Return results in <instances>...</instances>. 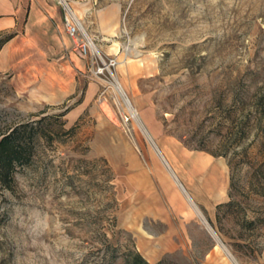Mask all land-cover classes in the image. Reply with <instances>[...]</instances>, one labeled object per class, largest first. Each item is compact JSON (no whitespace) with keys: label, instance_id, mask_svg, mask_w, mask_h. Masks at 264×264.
<instances>
[{"label":"rangeland","instance_id":"374dc122","mask_svg":"<svg viewBox=\"0 0 264 264\" xmlns=\"http://www.w3.org/2000/svg\"><path fill=\"white\" fill-rule=\"evenodd\" d=\"M77 1L94 46L61 24V57L36 0H0V133L30 152L0 178V264H264V0Z\"/></svg>","mask_w":264,"mask_h":264},{"label":"crops","instance_id":"0c3cea01","mask_svg":"<svg viewBox=\"0 0 264 264\" xmlns=\"http://www.w3.org/2000/svg\"><path fill=\"white\" fill-rule=\"evenodd\" d=\"M38 2V6H40V8H42L40 10L41 12V15L43 17V20L45 21L44 25L46 26V28H52V29H55L58 34L60 35L61 32H62V25H64L63 23V10L60 6L59 3H57V6L55 5H52V4H49L48 3V0H36ZM112 9V13L110 12L109 15H105V17L102 16V13L99 14V21L97 22V27L99 29V31H102V32H109L111 31L114 27H116L117 25V15H116V10L117 8H111ZM106 14V13H105ZM49 35V34H48ZM53 36V35H51ZM104 37V35L102 36ZM71 43L61 34V40L59 42V53L61 54V57L65 54V55H68V53L70 52L69 51V45ZM71 53V52H70ZM77 59V58H76ZM61 62H67V61H61ZM69 62V61H68ZM73 65L75 66H80V59L76 60ZM62 67L66 70V69H72V66L68 63V64H64L62 63ZM73 80V78H72ZM62 81V79H61ZM59 85L61 87V82H59ZM74 85H75V79H74ZM198 160V161H197ZM212 160L211 158H206V157H202V158H197L195 161H192L191 165L193 166V169L195 171V174H197L199 177L201 175V172H203L206 168V166L208 164H211ZM176 171H178L179 175H180V178L181 180L183 181V183L185 184V186L187 188H189L192 192V196L196 197V199L203 203L205 207H207L206 205V201H204V197L206 195V193L202 194V193H199L200 190H198V188H195L194 187V183L195 182H191L189 180V176H187L184 172H179V169H176ZM210 180L208 181H211L210 182V185H206L207 183V179L205 180V183L203 184V187L206 188L207 186L210 188L212 186V190L213 192H209L208 196H212V198L214 197H222V192H221V189H222V186L219 184L221 183L219 181V179L217 180L216 176L215 177H210L209 178ZM200 187V185H199ZM207 187V188H208ZM204 198V199H203ZM151 215H154L153 213H151ZM167 233L163 234V237H167L166 236ZM161 237V236H159ZM169 238H166V240H169ZM167 243H170L172 244L173 242L171 241H166Z\"/></svg>","mask_w":264,"mask_h":264},{"label":"trees","instance_id":"16d2710c","mask_svg":"<svg viewBox=\"0 0 264 264\" xmlns=\"http://www.w3.org/2000/svg\"><path fill=\"white\" fill-rule=\"evenodd\" d=\"M12 34L0 40L1 44L9 39ZM22 127L24 125H21ZM19 126L12 128L8 132L0 133V178H4L12 173L17 163L25 161V157H29L30 152H25V146L20 137ZM135 264H150L139 252L135 254Z\"/></svg>","mask_w":264,"mask_h":264},{"label":"built area","instance_id":"2783aa9c","mask_svg":"<svg viewBox=\"0 0 264 264\" xmlns=\"http://www.w3.org/2000/svg\"><path fill=\"white\" fill-rule=\"evenodd\" d=\"M63 10V22L66 33L75 41V48L82 56L87 55L91 46H94L92 38L85 32L79 16H77L74 4L77 0H57ZM116 62L114 58H110L108 62L103 61V65L100 67L99 73L103 72V69L113 65ZM105 90L101 91L100 97L105 98ZM124 119H127L125 116Z\"/></svg>","mask_w":264,"mask_h":264},{"label":"bare ground","instance_id":"6f19581e","mask_svg":"<svg viewBox=\"0 0 264 264\" xmlns=\"http://www.w3.org/2000/svg\"><path fill=\"white\" fill-rule=\"evenodd\" d=\"M91 47L93 48V45ZM115 88L123 96L124 102L126 106L129 108L130 107L129 99L126 96H124L123 90L118 82L115 83ZM130 112H133V111H130Z\"/></svg>","mask_w":264,"mask_h":264}]
</instances>
